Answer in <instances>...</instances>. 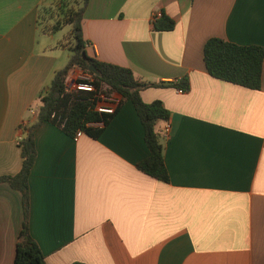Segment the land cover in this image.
I'll use <instances>...</instances> for the list:
<instances>
[{
  "label": "crops",
  "instance_id": "1",
  "mask_svg": "<svg viewBox=\"0 0 264 264\" xmlns=\"http://www.w3.org/2000/svg\"><path fill=\"white\" fill-rule=\"evenodd\" d=\"M46 2L0 0V176L19 170V124L68 59L65 35L40 30ZM157 10L172 29L153 27ZM81 26L89 55L164 82L139 94L169 112L159 123L168 180L136 166L148 149L129 101L87 124L101 128L95 137L43 122L28 230L44 264H264V58L258 89L211 76L203 61L210 37L264 48V0H88ZM22 218L20 192L0 181V264L13 262Z\"/></svg>",
  "mask_w": 264,
  "mask_h": 264
},
{
  "label": "trees",
  "instance_id": "2",
  "mask_svg": "<svg viewBox=\"0 0 264 264\" xmlns=\"http://www.w3.org/2000/svg\"><path fill=\"white\" fill-rule=\"evenodd\" d=\"M49 1L47 7L42 8L38 16L40 30L53 33L69 25V30L61 43L69 55L64 66L54 72L49 83L39 92L34 119L19 124L22 133L18 140L22 159L19 170L13 175L0 176V181L7 182L21 195L23 218L12 264H44L43 254L28 230V176L36 155L34 132L43 122L57 125L65 134L72 137L78 130L95 137L101 128H91L87 124L102 122L105 125L114 116L122 101H129L143 126L144 142L148 149L147 156L136 166L152 177L168 180L163 162L159 123L168 120L169 112L160 100L144 102L139 94L143 87L161 85L164 82L142 81L130 68L99 60L86 52L81 20L88 0ZM152 25L157 30H170L174 26V21L161 13ZM263 58L264 48L260 45L237 44L219 37H210L203 45L204 66L211 76L251 89L260 87ZM90 64L95 67L98 74L88 69ZM73 67L89 75V79H78V81L90 84L91 89L74 90L67 87V75ZM186 87L185 80L180 88L184 90ZM112 93L118 96V102L112 110H97L95 107L102 100L101 95L108 96ZM106 103L112 101H105L103 104ZM30 108V111L34 109V107Z\"/></svg>",
  "mask_w": 264,
  "mask_h": 264
},
{
  "label": "built area",
  "instance_id": "3",
  "mask_svg": "<svg viewBox=\"0 0 264 264\" xmlns=\"http://www.w3.org/2000/svg\"><path fill=\"white\" fill-rule=\"evenodd\" d=\"M160 15H161V11H159V10L152 12L151 15H150V22L153 23L155 20H157L160 17ZM77 76H78L77 78H74L71 81L70 89H74V90H76V89H87V90H89V89L92 88V86L90 84L78 81V79H89V75L83 74L82 71H81V73H79ZM180 90L182 91V89H180ZM101 98L102 99H106L107 97H103L101 95ZM107 99H110L112 102H114L117 98H115V99L107 98ZM98 103L96 104V107H95L97 110H99V111H111L112 110V108L102 107ZM81 132H82L81 130L76 131L74 136H77ZM167 132H168V124H165L163 126L162 135L165 136L167 134Z\"/></svg>",
  "mask_w": 264,
  "mask_h": 264
},
{
  "label": "rangeland",
  "instance_id": "4",
  "mask_svg": "<svg viewBox=\"0 0 264 264\" xmlns=\"http://www.w3.org/2000/svg\"><path fill=\"white\" fill-rule=\"evenodd\" d=\"M48 2H46V4H47ZM49 4V3H48ZM47 4V5H48ZM47 5L45 6V8L47 7ZM44 8V9H45ZM43 9V10H44ZM69 30V25H65V26H63L61 29H59V30H57V31H55L54 32V35L56 36V37H58V38H62L66 33H67V31ZM78 76H74L73 77V79L74 78H77ZM72 79V80H73ZM70 86H71V82L70 83H68L67 84V87L70 89ZM103 97H107V98H111V99H115V98H117L116 96L117 95H115V94H108V96H104V95H102ZM102 99L101 101H99V105H101L102 106V104L105 102V101H111L110 99ZM164 126V125H163ZM162 133H163V127L161 128V135H162Z\"/></svg>",
  "mask_w": 264,
  "mask_h": 264
},
{
  "label": "water",
  "instance_id": "5",
  "mask_svg": "<svg viewBox=\"0 0 264 264\" xmlns=\"http://www.w3.org/2000/svg\"><path fill=\"white\" fill-rule=\"evenodd\" d=\"M88 69L91 70L93 73L98 74V71L95 69V67L92 64L88 66Z\"/></svg>",
  "mask_w": 264,
  "mask_h": 264
}]
</instances>
